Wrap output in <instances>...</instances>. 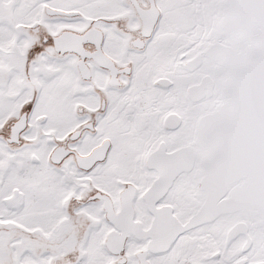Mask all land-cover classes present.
Here are the masks:
<instances>
[{"label":"snow or ice","instance_id":"obj_1","mask_svg":"<svg viewBox=\"0 0 264 264\" xmlns=\"http://www.w3.org/2000/svg\"><path fill=\"white\" fill-rule=\"evenodd\" d=\"M0 264H264V0H0Z\"/></svg>","mask_w":264,"mask_h":264}]
</instances>
